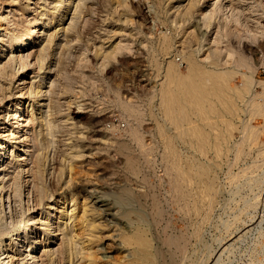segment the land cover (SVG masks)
Here are the masks:
<instances>
[{"label":"rangeland","instance_id":"obj_1","mask_svg":"<svg viewBox=\"0 0 264 264\" xmlns=\"http://www.w3.org/2000/svg\"><path fill=\"white\" fill-rule=\"evenodd\" d=\"M56 1L0 0V111L19 97L34 137L22 173L0 174V264H29L10 236L43 210L59 224L71 194L75 237L56 226L38 264H88L91 244L135 264V232L155 264H264V0H65L9 51Z\"/></svg>","mask_w":264,"mask_h":264},{"label":"bare ground","instance_id":"obj_2","mask_svg":"<svg viewBox=\"0 0 264 264\" xmlns=\"http://www.w3.org/2000/svg\"><path fill=\"white\" fill-rule=\"evenodd\" d=\"M30 1V0H29ZM67 1V0H66ZM66 1L65 0H57L55 2V14H56V18L53 19V20H46L45 21H36L30 28L29 30L27 31V33H25L24 35L22 36H18L15 40V42L13 41H7L8 42V45L7 47L9 48V51H13L14 49L17 51V55H20L22 56V52L27 49L30 44H32V42L35 41L37 35L39 34L40 30L43 29L44 31L47 30L48 28L50 27H54L55 23H60V22H57L56 19H63L65 17V11L64 10V7H65V4H66ZM223 1V0H222ZM221 1V3H222ZM238 1V0H237ZM68 3L71 4V2L67 1ZM209 0H207V2H204L201 6L202 7H208L209 5ZM243 2V1H242ZM262 3V2H261ZM42 5H40L39 7H41ZM52 6V7H53ZM225 6V5H224ZM223 6V7H224ZM77 7V6H76ZM227 7V6H226ZM43 8V7H41ZM45 8V7H44ZM50 9V8H49ZM53 9V10H54ZM209 9V8H208ZM239 9V8H237ZM41 10V9H39ZM207 10V9H206ZM211 10V9H210ZM251 10V9H250ZM48 11V10H47ZM50 11V10H49ZM241 11V9H240ZM53 12V11H52ZM210 11H202V15L203 16H206V15H210L209 13ZM224 12V11H223ZM256 12V11H255ZM258 12V11H257ZM40 13V12H39ZM253 13V12H252ZM40 15V14H39ZM212 17V12H211V15ZM246 17V15H244ZM257 16V15H256ZM264 16V15H263ZM40 17H42L40 15ZM50 17V16H49ZM51 18V17H50ZM209 18V17H208ZM250 18V17H248ZM207 19V18H206ZM246 21H248L247 19H245ZM252 20V19H251ZM259 20V19H258ZM257 20V21H258ZM1 22V21H0ZM261 23V22H259ZM253 24V23H252ZM255 24V23H254ZM1 25V23H0ZM251 25V24H249ZM258 27V26H257ZM0 29H3V28H0ZM1 32V31H0ZM251 32V31H250ZM14 34V33H13ZM44 34V33H43ZM6 35V34H5ZM3 36H4V33H0V41L3 40ZM9 36V35H8ZM6 36V37H8ZM50 36V35H49ZM4 37V38H6ZM9 38V37H8ZM49 38V37H48ZM7 39V38H6ZM6 39H4L6 41ZM9 40V39H8ZM3 42V41H1ZM4 44H6L5 42H3ZM4 47V46H3ZM6 47V46H5ZM6 51V50H5ZM10 54V53H9ZM12 55H8V57L10 58H15V54L12 53ZM2 55V54H1ZM24 55V54H23ZM3 56V55H2ZM17 57V56H16ZM9 58V59H10ZM20 58V57H19ZM22 58V57H21ZM24 58V57H23ZM18 59V58H17ZM15 59V61L17 60ZM25 59V58H24ZM7 60V58H6ZM12 61V59H11ZM10 61V62H11ZM20 61V60H18ZM9 64V63H8ZM4 65V64H2ZM6 65V64H5ZM12 66V65H11ZM1 68V67H0ZM6 71V70H5ZM9 74V73H8ZM5 75V73H4ZM2 78V77H1ZM1 80V79H0ZM39 92V91H37ZM41 92V91H40ZM35 93V92H34ZM41 94H38L36 93L35 97H34V100H33V103H38V98ZM17 99L15 100H10L11 103L8 104V106H6L5 108H3L1 111H0V120L2 119L4 122L2 123L3 125L1 126L0 128V174H5V172L8 170L9 167H14V171L15 169L19 170V172L22 173L23 171V168H22V165L24 164V162L26 161L27 159V156L29 155V153L31 152L33 146H34V137H32L30 135V125L31 124V121L32 118L30 117L32 113V111L29 112V114H26V115H23V105H22V100L19 98V97H16ZM256 101V100H254ZM253 105H255L256 107V103L253 102ZM254 107V108H255ZM29 109V108H28ZM26 113V112H25ZM39 119V118H38ZM34 123V122H33ZM43 124H46V123H43ZM36 126V125H35ZM38 126V125H37ZM43 127V126H42ZM44 129V128H43ZM36 135L37 132H36ZM41 154V153H39ZM38 153L36 154L39 155ZM10 157L11 161H9V164L7 165L6 164V159L7 157ZM74 155V154H73ZM72 156V155H71ZM76 156V155H75ZM75 156H72V157H75ZM40 157H42V155H40ZM36 163L39 164V160L40 158H37L36 159ZM70 160V159H69ZM40 166V165H38ZM37 166V167H38ZM26 167V166H24ZM25 169V168H24ZM71 170V168H69V171ZM11 171V170H10ZM25 171V170H24ZM29 172V171H28ZM183 174V173H182ZM24 175V174H23ZM37 176V175H36ZM5 177V176H4ZM69 180V179H68ZM67 180V181H68ZM25 182V180H24ZM17 184V183H16ZM40 184V183H39ZM14 185V184H13ZM40 186V185H39ZM9 187V186H8ZM13 187V186H12ZM11 187V188H12ZM21 187V186H20ZM19 187V188H20ZM25 188V187H24ZM21 189V188H20ZM30 189V188H29ZM39 189V188H38ZM13 190V189H12ZM27 190V189H26ZM21 191V190H20ZM44 191V190H43ZM14 192V191H13ZM40 192V191H39ZM27 193L28 195L30 194V190H27ZM26 193V194H27ZM33 193H31V196H32ZM35 195V194H34ZM40 195V193H39ZM50 198V197H49ZM39 199V197H38ZM42 198L39 199V201H41ZM63 200V199H62ZM84 200V199H83ZM125 200V199H123ZM72 201V202H71ZM67 202L66 206H63L64 208L60 211V215L58 217V223L59 224H56V221H54L53 217H54V213H49L48 212V215H49V218L46 219L44 221V219H42V214L45 213V212H41L40 213V217H37L35 218L34 216H29V218H27L26 220L24 221H21L18 226H17V229H16V232L14 234H12L10 236V240L9 242L10 243H17V248H18V251L20 254H23L25 257H27L29 260L32 259L29 264H38V262L40 260L37 259V255H33V252L38 250L39 247L41 246H44V245H49L51 241H53V237L58 234V232H56L55 230V227L57 226V230L60 231V234L63 235L62 237L64 239H66L68 242H72L73 239L75 237V234L72 232L74 230L73 226L75 223H73V221L75 220V207H73V205H76L78 202H76V199L75 197L73 196V194L71 195H67L65 196V199L61 202L62 205H64V203ZM70 203V205H68V203ZM48 203V202H47ZM82 203V202H81ZM40 204V203H39ZM38 204V205H39ZM19 205V204H18ZM37 205V204H36ZM48 205V204H47ZM82 205V204H81ZM46 207H49V206H46ZM61 207V206H60ZM73 207V208H72ZM83 208H86V206H84ZM81 211H82V208H80ZM52 210V209H51ZM60 210V209H59ZM57 212V211H56ZM81 213H86V211H82ZM83 216V215H82ZM81 216V217H82ZM85 216V215H84ZM46 218V217H45ZM79 218V216H78ZM84 218V217H83ZM66 219V221H64ZM90 219V218H88ZM87 219V220H88ZM93 219V218H91ZM68 220L70 222H68ZM78 220V219H77ZM73 224H72V223ZM76 222V220L74 221ZM84 222V221H83ZM40 224L39 228L41 229V234L44 233V236L42 237L41 241L38 240L36 238H30V235L33 234V231H32V227H34L35 224ZM92 223V222H91ZM93 223L94 220H93ZM92 223V224H93ZM97 223V222H96ZM80 224V223H79ZM84 225V224H83ZM91 225V224H90ZM95 225V224H94ZM93 226V225H92ZM91 226V227H92ZM98 226V225H97ZM52 227V229H50ZM86 227V226H85ZM84 227V229H86ZM90 227V226H89ZM88 227V228H89ZM95 228V226H94ZM93 227L88 229V230H85V231H88L89 232V235L87 237H90L91 239L95 238V236H93L94 233L93 232ZM78 230V229H77ZM137 230V229H136ZM55 231V232H54ZM96 233V231H94ZM24 233V236L21 237ZM78 233V232H77ZM98 233V232H97ZM140 232H138V235H135V234L132 236V237H128L126 238V244L127 242L129 243H135L136 244V247H137V252L136 253H133L131 255H134V259L132 258L133 261H135L137 263V260H140L141 261V264H155V260L153 259L152 255L149 253V251L147 250H144V246L145 245V239L142 238L141 234H139ZM99 234V233H98ZM87 235V234H86ZM97 235V234H96ZM100 235V234H99ZM98 235V236H99ZM102 235V234H101ZM77 236V235H76ZM83 236V235H82ZM85 236V235H84ZM60 237V236H59ZM144 237V236H143ZM41 238V237H40ZM58 238V237H57ZM98 238V237H97ZM62 240L65 241V240ZM84 239V238H82ZM96 239V238H95ZM61 240V239H60ZM125 240V239H123ZM67 241H65L64 243L62 244H65L67 243ZM79 244H83V240L80 241V240H77ZM88 241V240H87ZM89 242V241H88ZM147 242V240H146ZM60 243V244H61ZM96 243V242H95ZM71 244V243H69ZM85 244V243H84ZM149 244V243H148ZM7 245V244H6ZM65 245H68V244H65ZM133 245V244H131ZM72 246H75V245H72ZM84 246V245H83ZM97 246V245H96ZM143 246V247H142ZM70 247V246H69ZM148 248V246H146ZM76 248V247H75ZM86 248V249H85ZM54 249V248H53ZM68 251L70 252H74L72 251L73 249H70L68 248ZM70 249V250H69ZM83 249H85L83 251ZM97 247L94 248V245L91 244V245H88L84 248H82V251H81V248H80V253L81 254V258L84 259L85 262H88V264H121L120 262L123 261H119L117 259V261H108V262H104V261H100L98 256H97ZM8 250H7V247H2L0 248V254L3 255L4 253H6ZM79 252V250H77ZM156 251V250H154ZM46 252L45 255H48V258H51V250L48 249L45 251L44 249V253ZM65 252V251H63ZM70 252V253H71ZM54 253V252H53ZM67 253V251H66ZM69 253V254H70ZM84 253V254H83ZM73 254V253H72ZM75 254V253H74ZM73 254V255H74ZM79 254V255H80ZM69 257L70 255H66V257ZM74 257V256H72ZM99 257H102V256H99ZM79 260H80V257H78ZM70 259V258H69ZM68 259V261H69ZM73 259V258H72ZM124 259V258H123ZM27 260V259H26ZM74 260V259H73ZM130 260V259H129ZM50 261V260H49ZM48 261V262H49ZM76 261V260H75ZM131 261V260H130ZM125 262V261H124ZM128 262V261H126ZM132 262V261H131ZM133 262V263H135ZM68 263V262H67ZM81 262H79L78 264H80ZM135 263V264H136ZM157 263V262H156ZM51 264V263H50ZM69 264V263H68ZM72 264H74L72 262ZM86 264V263H84Z\"/></svg>","mask_w":264,"mask_h":264}]
</instances>
